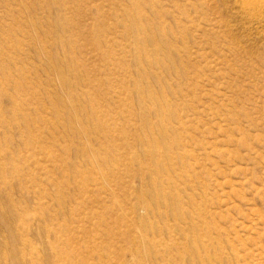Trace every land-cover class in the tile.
Listing matches in <instances>:
<instances>
[{"label": "rangeland", "instance_id": "rangeland-1", "mask_svg": "<svg viewBox=\"0 0 264 264\" xmlns=\"http://www.w3.org/2000/svg\"><path fill=\"white\" fill-rule=\"evenodd\" d=\"M242 5L0 0V264H264Z\"/></svg>", "mask_w": 264, "mask_h": 264}, {"label": "bare ground", "instance_id": "bare-ground-1", "mask_svg": "<svg viewBox=\"0 0 264 264\" xmlns=\"http://www.w3.org/2000/svg\"><path fill=\"white\" fill-rule=\"evenodd\" d=\"M242 9L246 13L264 12V0H243Z\"/></svg>", "mask_w": 264, "mask_h": 264}]
</instances>
